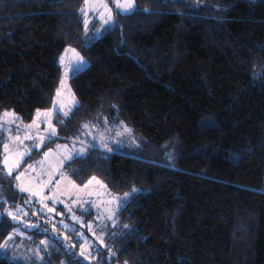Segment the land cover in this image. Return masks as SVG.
<instances>
[{
  "label": "trees",
  "instance_id": "obj_1",
  "mask_svg": "<svg viewBox=\"0 0 264 264\" xmlns=\"http://www.w3.org/2000/svg\"><path fill=\"white\" fill-rule=\"evenodd\" d=\"M134 2L93 39L84 0H0V115L30 123L50 109L59 58L75 48L89 64L71 75L78 105L59 130L105 120L139 144L135 156L93 148L65 165L78 185L96 177L131 194L114 254L97 264H264V0ZM3 145L0 133V161ZM17 193L0 166V245L16 225H48L32 208L11 220ZM58 243L43 264H86ZM0 264L24 263L0 248Z\"/></svg>",
  "mask_w": 264,
  "mask_h": 264
},
{
  "label": "rangeland",
  "instance_id": "obj_2",
  "mask_svg": "<svg viewBox=\"0 0 264 264\" xmlns=\"http://www.w3.org/2000/svg\"><path fill=\"white\" fill-rule=\"evenodd\" d=\"M128 3L132 7L127 11L117 6ZM134 7V0H87V3L84 0L81 13L85 31L88 32L96 19L98 25L91 37L97 39L113 26L115 13H129ZM109 14L111 21L106 23ZM79 59L83 60V66L78 70L81 71L88 66V61L71 46L63 51L58 61L61 78L53 104L48 110L37 111L32 122L23 123L12 111L0 115V133L4 135L0 166L3 174L12 179L22 201V205L10 201L12 206L6 213L11 212L16 217L10 216L11 220L21 224L22 216L32 208L40 212L48 224L43 230L39 229L37 222L16 225L9 234L13 239L8 240V236L3 242L7 241V248H1V254L10 260L43 264L49 246L57 241H60L57 248L66 252L68 263L80 259L86 264H97L99 258L110 260L114 254L111 242L117 235L118 213L131 194H114L96 177L78 185L67 174L65 165L93 148L135 156L139 144L129 128L123 124L109 125L105 120L101 124L86 122L76 129L59 130L56 117L59 115V121L65 123L64 119L78 105L69 82L74 73L72 67ZM5 113L13 115L6 117ZM53 129L55 135L51 134ZM169 149L166 145L160 150L159 161H169ZM34 153L38 155L32 157ZM6 157L7 166L4 163ZM9 168L12 169L11 175L8 174ZM17 176H20L19 180ZM35 233L44 235L39 242L33 243Z\"/></svg>",
  "mask_w": 264,
  "mask_h": 264
},
{
  "label": "snow or ice",
  "instance_id": "obj_3",
  "mask_svg": "<svg viewBox=\"0 0 264 264\" xmlns=\"http://www.w3.org/2000/svg\"><path fill=\"white\" fill-rule=\"evenodd\" d=\"M86 3H87V0H86ZM117 6H118V7H121V8L124 9L125 11L129 10V9L132 7L131 3H128L127 5L118 4ZM105 7H106V6H105ZM109 21H111V15H110V14H109V16L107 17V20H106L105 22L107 23V22H109ZM73 51H74V50H73ZM61 63H62V64L64 63V58H63V57L61 58ZM82 66H83V60H82V59H79V60L76 62V64L72 67L73 72L78 71L79 68L82 67ZM65 75H67V71L65 72ZM61 83L63 84V81H61ZM58 94H59V93H58ZM67 114H68V113H65V115H67ZM4 115L7 117V116H10V115H13V114H11V113H5ZM39 115H40V113L38 112V113H37V116L39 117ZM14 119H15V118H14ZM51 134H52V135H55V130H54V129H53V131H52ZM7 147H8V146L5 145V149H6V150H7ZM7 162H8V161H7V157H6V158H5V161H4L5 166H7ZM11 172H12V169L9 168V170H8V174L11 175ZM16 179L19 180V179H20V176H17ZM89 183H91V181H90ZM21 191H24V189H21ZM134 191H135V190H134ZM8 215H9V216H12L13 219H16V217L13 216V214H12L11 212H9ZM12 239H13V237H12V236H9L8 240H12ZM41 243H44V242L42 241ZM7 246H8V245H7V241H6L3 245H0V248L6 249Z\"/></svg>",
  "mask_w": 264,
  "mask_h": 264
},
{
  "label": "bare ground",
  "instance_id": "obj_4",
  "mask_svg": "<svg viewBox=\"0 0 264 264\" xmlns=\"http://www.w3.org/2000/svg\"><path fill=\"white\" fill-rule=\"evenodd\" d=\"M68 174V173H67Z\"/></svg>",
  "mask_w": 264,
  "mask_h": 264
}]
</instances>
